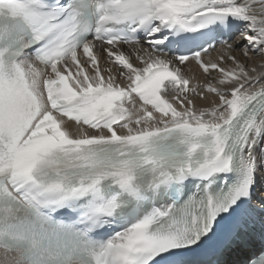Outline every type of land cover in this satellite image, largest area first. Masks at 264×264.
<instances>
[{
    "label": "snow or ice",
    "instance_id": "6c2138e0",
    "mask_svg": "<svg viewBox=\"0 0 264 264\" xmlns=\"http://www.w3.org/2000/svg\"><path fill=\"white\" fill-rule=\"evenodd\" d=\"M0 264H264V0H0Z\"/></svg>",
    "mask_w": 264,
    "mask_h": 264
},
{
    "label": "bare ground",
    "instance_id": "6f19581e",
    "mask_svg": "<svg viewBox=\"0 0 264 264\" xmlns=\"http://www.w3.org/2000/svg\"><path fill=\"white\" fill-rule=\"evenodd\" d=\"M249 256H248V253H246L243 257H241L242 259L243 258H248Z\"/></svg>",
    "mask_w": 264,
    "mask_h": 264
}]
</instances>
